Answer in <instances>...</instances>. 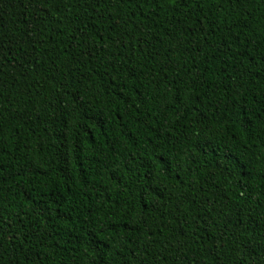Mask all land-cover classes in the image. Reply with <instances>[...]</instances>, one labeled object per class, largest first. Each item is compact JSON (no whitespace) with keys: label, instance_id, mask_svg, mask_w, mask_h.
I'll return each mask as SVG.
<instances>
[{"label":"trees","instance_id":"obj_1","mask_svg":"<svg viewBox=\"0 0 264 264\" xmlns=\"http://www.w3.org/2000/svg\"><path fill=\"white\" fill-rule=\"evenodd\" d=\"M0 264H264V0H0Z\"/></svg>","mask_w":264,"mask_h":264}]
</instances>
